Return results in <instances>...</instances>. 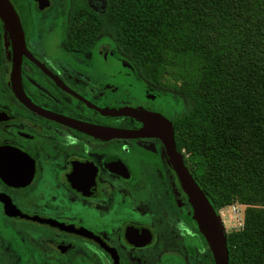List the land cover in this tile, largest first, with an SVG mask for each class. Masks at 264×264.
<instances>
[{"label": "flooded vegetation", "instance_id": "1", "mask_svg": "<svg viewBox=\"0 0 264 264\" xmlns=\"http://www.w3.org/2000/svg\"><path fill=\"white\" fill-rule=\"evenodd\" d=\"M9 1L24 46L0 17V264H215L172 165L215 210L180 148L181 96L72 0ZM118 108L154 116L173 148Z\"/></svg>", "mask_w": 264, "mask_h": 264}, {"label": "trees", "instance_id": "2", "mask_svg": "<svg viewBox=\"0 0 264 264\" xmlns=\"http://www.w3.org/2000/svg\"><path fill=\"white\" fill-rule=\"evenodd\" d=\"M103 1L96 14L72 0L70 16L95 19L149 79L170 78L187 103L180 148L215 210L247 206L228 264H264V0Z\"/></svg>", "mask_w": 264, "mask_h": 264}, {"label": "water", "instance_id": "3", "mask_svg": "<svg viewBox=\"0 0 264 264\" xmlns=\"http://www.w3.org/2000/svg\"><path fill=\"white\" fill-rule=\"evenodd\" d=\"M0 17L11 37L16 40L20 39L23 44V31L20 20L9 0H0ZM114 112H116V115H131L138 119L147 120L148 124L144 130L157 131L159 137L165 142L166 147L173 148V134L171 129L168 132L162 125L159 129L152 125L151 122L157 120L154 116L146 112H137L129 108H118ZM113 135L118 138L132 137L135 133L116 130L113 131ZM172 165L192 205L193 217L199 230L212 250L215 264H228L227 237L222 219L212 208L203 191L184 166L182 159L177 158L172 160Z\"/></svg>", "mask_w": 264, "mask_h": 264}, {"label": "rangeland", "instance_id": "4", "mask_svg": "<svg viewBox=\"0 0 264 264\" xmlns=\"http://www.w3.org/2000/svg\"><path fill=\"white\" fill-rule=\"evenodd\" d=\"M166 85L171 86L173 82L170 78L165 77L163 79ZM180 113L184 114L187 110V103L182 97H178ZM232 205V204H231ZM233 206L237 207V211L233 212L232 207H223L222 208V222L225 229L226 234H236L238 232H242L245 227V210L247 206L241 205L238 202L233 203Z\"/></svg>", "mask_w": 264, "mask_h": 264}, {"label": "built area", "instance_id": "5", "mask_svg": "<svg viewBox=\"0 0 264 264\" xmlns=\"http://www.w3.org/2000/svg\"><path fill=\"white\" fill-rule=\"evenodd\" d=\"M229 207H232L233 212H236V211H237V207H236V206H233V204L230 205ZM219 216H220V218L222 219V209H220V211H219Z\"/></svg>", "mask_w": 264, "mask_h": 264}]
</instances>
